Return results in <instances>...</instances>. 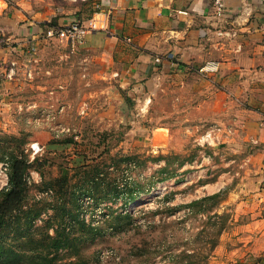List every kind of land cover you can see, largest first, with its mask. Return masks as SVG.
Here are the masks:
<instances>
[{
	"label": "rangeland",
	"instance_id": "374dc122",
	"mask_svg": "<svg viewBox=\"0 0 264 264\" xmlns=\"http://www.w3.org/2000/svg\"><path fill=\"white\" fill-rule=\"evenodd\" d=\"M7 1L26 10L28 17L47 19L48 25L59 19L88 23L90 11H96L89 3L93 0ZM32 48L39 52L16 56L13 99L20 105L0 121V191L7 186V156L15 153L34 162L26 181L27 202L3 231L6 241L23 251L35 240L44 250L46 221L65 203L72 217L100 234L94 239L92 229L85 233L75 224L74 237L81 241L52 254L54 264H174L177 259L182 264H263L264 256H253L245 248L248 216L237 207L242 179L247 181L246 172L254 170L248 160L253 145L234 141L231 129L213 118L189 125L173 119L171 98L165 92L153 97L149 85L134 89L114 79H92L97 66L88 50L72 49L59 40ZM70 69H75L72 79ZM51 89L65 94L58 98L48 93ZM48 95L56 98L55 104L53 97L47 106L24 107L44 104ZM164 127L172 130L170 136ZM72 139L78 150L67 144ZM36 144L42 150L34 154ZM84 149L93 152L85 157L79 152ZM128 156L134 159L126 161ZM92 173H98L99 186L92 185ZM64 175L71 188L56 201L49 186ZM130 189L137 199L125 207ZM223 189V202L210 213L190 214L188 204ZM36 211L43 213L28 232L26 220ZM126 213L132 216L128 221L116 220Z\"/></svg>",
	"mask_w": 264,
	"mask_h": 264
},
{
	"label": "crops",
	"instance_id": "0c3cea01",
	"mask_svg": "<svg viewBox=\"0 0 264 264\" xmlns=\"http://www.w3.org/2000/svg\"><path fill=\"white\" fill-rule=\"evenodd\" d=\"M214 2L90 1L96 11H90L88 20L99 19L103 25L88 34L79 48L90 51L89 59L93 65L96 63L92 79H114L121 87L132 85L134 89L149 85L153 97L165 92L171 98L176 109L173 119L189 125L213 118L231 129L234 141L253 145L254 152L248 160L252 164L249 168L254 170L246 172L247 181L242 179L239 186L242 199L237 207L239 214L248 216L246 227L250 233L245 248L249 254L261 258L264 256V129L260 126L264 115V0H223L225 12L221 18L214 14ZM19 8L0 0V60L5 70L18 62V52L20 56H28L33 46L44 42L43 34L49 26L47 19L28 17L27 11ZM58 21L54 25L70 24V20ZM75 69L67 70L70 79ZM49 74L50 71H45L46 76ZM14 81L0 77V121L8 110L20 105L13 99ZM57 82V87L66 90L61 81ZM48 93H57L59 98L65 91L51 89ZM53 97H44V104L36 102L24 107L47 106ZM161 130L169 136L172 132L169 127Z\"/></svg>",
	"mask_w": 264,
	"mask_h": 264
},
{
	"label": "trees",
	"instance_id": "16d2710c",
	"mask_svg": "<svg viewBox=\"0 0 264 264\" xmlns=\"http://www.w3.org/2000/svg\"><path fill=\"white\" fill-rule=\"evenodd\" d=\"M67 144H73L76 146L77 150L80 148L79 143L73 141V139L68 140ZM79 152L81 155H85V157H87L89 156L88 154L92 153L93 151L90 150V152H87L84 149ZM133 159L134 158L131 156L126 157V161ZM7 160L9 162V169L7 172V186H5V188L0 191V264H26L27 262V264H34L37 259L39 264H54L56 256H51L52 254H57L61 250H70L71 247L73 248L74 244H77V241H81V237L80 239L74 237V231H78V229L74 227L75 224H78L81 227L80 229H82L85 233L89 231L87 227L92 229V232L94 233V239L100 234V232H97L92 227L86 225L83 220L81 221L78 217H72V211H67L65 203H60L56 207L59 212L57 213L55 210L56 215L50 216V218H48L46 221L47 225L45 242L47 244L44 250H40L38 248V244L35 240L31 241L32 247L29 250L20 251L16 249L14 244L9 243L3 238V231L10 226L11 221L15 219L17 214L23 211V207L28 198L26 181L29 172L34 168V162L31 163L30 160L26 158V156L17 155L15 153L7 156ZM93 172H97V169H94ZM97 174L98 173H92L91 179L92 185L99 186L100 183L97 180ZM52 183V186H49V190L54 191V197H56V201H59L61 198H65L69 192V189L71 188V182L68 181L67 175L53 180ZM225 192L227 191L221 190L220 192L192 201L187 205L190 214L210 213L215 207L223 202V195ZM136 199L137 195L134 189L128 190L125 207H127L128 204L134 202ZM42 213V211H36L34 215L28 216L26 220V231L29 232L31 230V228L34 226V221L41 217ZM69 216L71 219H69ZM218 216H221L222 219H226L225 215ZM131 217V213H126L124 215H120L116 220L120 219L128 221V219ZM54 219L58 223H54ZM85 229H87V231H85ZM22 243L23 245H26L25 239L22 241ZM183 255H185L187 258H191L190 254H187L186 252ZM175 259H177V257ZM182 263L184 262H180L177 259L174 264Z\"/></svg>",
	"mask_w": 264,
	"mask_h": 264
},
{
	"label": "built area",
	"instance_id": "2783aa9c",
	"mask_svg": "<svg viewBox=\"0 0 264 264\" xmlns=\"http://www.w3.org/2000/svg\"><path fill=\"white\" fill-rule=\"evenodd\" d=\"M224 12H225V5L223 3V0H215L214 14L217 17L221 18L224 16ZM102 22H103L102 20L92 18L88 23L79 20L70 23L69 25L66 26L49 25L45 31L44 39L46 41L59 40L61 42H66L72 49H76L82 44V42L85 40L88 34L102 29L101 27L103 25ZM17 65L18 63L16 62L11 63V65L5 70L4 65L0 60V77L4 76V78L8 80H13L16 76V72L18 68ZM29 76L32 77V71L29 72ZM260 126L264 129V115L261 120ZM32 150L34 154H37L42 150V148L40 147V145L36 144L33 145Z\"/></svg>",
	"mask_w": 264,
	"mask_h": 264
}]
</instances>
